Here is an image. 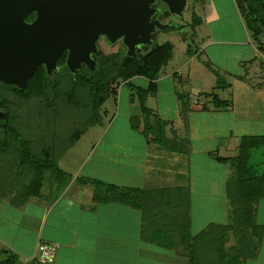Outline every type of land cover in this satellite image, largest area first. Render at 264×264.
<instances>
[{
    "label": "crops",
    "instance_id": "1",
    "mask_svg": "<svg viewBox=\"0 0 264 264\" xmlns=\"http://www.w3.org/2000/svg\"><path fill=\"white\" fill-rule=\"evenodd\" d=\"M205 3L214 12H233L238 23L213 25L222 37L209 35L205 44L195 28L182 38L184 24L157 31L146 44L172 46L170 59L160 68L157 80L144 76L116 80L98 120L90 122L84 111L83 122L88 125L75 142L70 133L58 138L57 118L56 163L70 182L55 202L46 200L51 191L47 182L42 189L45 199L15 207L19 162L13 155H0V173L4 160L9 159L7 178H0L4 190L0 192L1 250L16 255L21 264H28L26 257L37 255L41 243L58 246L55 261L46 264H205L203 253L215 255L214 242L230 224L228 179L235 168L233 159L240 155L244 137L264 135V32L258 36L251 32L238 0ZM252 35L260 43L259 49ZM168 38L186 45L178 50ZM105 41L111 48L120 46ZM213 47L232 50L235 70L244 66L247 73H229L211 55ZM100 51L112 53L102 45ZM205 51L208 59L203 56ZM235 79L245 85L237 92L231 90ZM153 84L156 86L149 90ZM138 90L149 91L145 107L150 113L143 112ZM214 95L228 102V107H217ZM68 107L71 114L81 113L75 106ZM157 119L167 123V139L175 144L186 142L183 150L163 149L156 141L153 130ZM83 145L85 149L77 148ZM214 161L222 166L215 168ZM249 165L258 175L264 173V148L251 150ZM109 187L136 190L145 206L161 209L151 213L138 199L122 202ZM167 207L184 221L164 217L162 209ZM186 212L188 221L183 217ZM254 222L264 226V197L256 205ZM205 239L212 242L210 246L202 244ZM234 244L230 236L226 248ZM260 254L264 257V236ZM259 257L246 264L259 261Z\"/></svg>",
    "mask_w": 264,
    "mask_h": 264
},
{
    "label": "trees",
    "instance_id": "2",
    "mask_svg": "<svg viewBox=\"0 0 264 264\" xmlns=\"http://www.w3.org/2000/svg\"><path fill=\"white\" fill-rule=\"evenodd\" d=\"M238 6L246 19L247 27L255 36L262 34L264 0H238ZM35 17L36 14H31L27 20L31 22ZM171 52V45L142 44L137 46L136 56L128 59L126 49L121 44L115 53L105 54L100 51V55L93 56L97 64L96 71L93 72L86 66L72 71L68 65L69 52L66 51L59 60L60 69L48 72L41 64L25 88L20 89L15 85L0 82V110L4 112V116H0V155H13L19 162L13 205L22 208L29 201L45 199L42 189L47 182L51 191L46 200L53 203L70 182V178L56 163L55 126L60 108L78 107L88 113L87 119L90 122H95L104 101L110 96L111 85L116 80L127 81L134 76H144L151 81L157 80L160 68L168 63ZM207 67L215 72L209 64ZM155 86L156 84L151 85L149 90ZM148 92L138 90L144 113H150L145 107ZM213 100L217 107L229 105L228 102L219 100L216 95L213 96ZM166 126L165 121L156 120V127L153 130L157 136L156 141L163 149L183 150L182 147H186L185 141L180 140V146L165 137ZM254 148H264V135L247 136L242 139L240 155L233 159L235 168L228 179L230 224L223 228V236H218L214 242L215 255L208 256L205 253L207 260L205 264H246L247 261L257 258L260 253L264 226L257 225L254 217L256 205L264 197V173L258 175L249 165L251 150ZM218 159L222 162L228 160ZM109 190L118 194V199L122 202L138 199L151 213L161 209L156 205L152 208L145 206L141 196L137 195L140 192L136 190L126 192L114 187H109ZM188 200L189 198H185V201ZM162 210L164 217L167 215L168 219L171 216L175 221L181 223L184 221L174 209L167 207ZM183 217L188 221L187 212ZM242 229L245 232L238 234ZM230 236L237 242L234 246L226 248ZM211 243L209 239H205L202 244L210 246ZM196 250L201 252L202 245ZM3 253L7 254L6 258L2 256ZM196 257L195 253L194 258ZM20 262L16 255L0 249V264H21Z\"/></svg>",
    "mask_w": 264,
    "mask_h": 264
},
{
    "label": "water",
    "instance_id": "3",
    "mask_svg": "<svg viewBox=\"0 0 264 264\" xmlns=\"http://www.w3.org/2000/svg\"><path fill=\"white\" fill-rule=\"evenodd\" d=\"M180 15L187 0H162ZM156 0H0V82L25 88L37 68H58L68 51L72 71L86 65L93 72L100 55L99 40L122 42L126 58L137 45L151 42L154 29H166L154 19ZM36 14L33 21L27 19ZM0 116L4 112L0 110Z\"/></svg>",
    "mask_w": 264,
    "mask_h": 264
},
{
    "label": "rangeland",
    "instance_id": "4",
    "mask_svg": "<svg viewBox=\"0 0 264 264\" xmlns=\"http://www.w3.org/2000/svg\"><path fill=\"white\" fill-rule=\"evenodd\" d=\"M205 1L206 0H203V1L194 0L193 2H189L187 4L185 10L181 14V16H178L179 21H180V25L184 24L182 27V29L183 28L184 29H183V31H181V37L182 38L186 37L187 35L190 34V31H191L190 29L195 28L200 39H202L204 41L203 43L205 44L206 43L205 41L208 39L209 35H213L215 37H222V32L219 29H217L216 27H214L213 25H215V24L216 25H220V24H224V25L235 24L236 25L238 23L236 16L234 15L233 12H231V11L214 12V11H212L211 7L206 6ZM207 3H211V2H207ZM232 8L234 9L233 5H232ZM239 17H240V15H239ZM245 23H246V19H245ZM251 32H253V31H251ZM236 34H238V32H236ZM253 38H254V40L256 39V37H254V36H253ZM168 39H170V38H168ZM101 40H102V43L100 45H98L99 48L101 49V45H102L105 48V50L109 53L110 52L113 53L120 48V46L111 48L107 45V43L104 39H101ZM170 40L174 41L178 50H181L183 48V46L186 45V42L182 44V40L178 41L177 39H174V38L170 39ZM254 43L256 45V48L259 49L260 43L256 40L254 41ZM210 51H211V53H212L211 55H213L214 59H216V61L219 64H221L223 67L227 68L230 71L229 73H233L235 75H245V73H247V69H245L244 66L243 67H237L236 66V70H235V65H236L235 63L236 62H235V58L231 57L232 50L230 52H228V51H225V47H220V49L213 47L210 49ZM217 51L221 52V53L223 52L222 54L225 57L222 54L219 55L217 53ZM207 53H208V51L207 52L205 51L203 56L208 59ZM177 54H180L179 51H177ZM185 56L190 57V55H187L186 52H185ZM191 57H193L194 60H196L195 62L197 64H202L201 59H199L196 55H192ZM203 64L205 65V63H203ZM199 66H201V65H199ZM248 68H249V66H248ZM231 75H229V77H231ZM250 78H253L252 73H251ZM233 83H234V86L231 87V90L233 92H237V91H239L240 88L243 89V87L245 86L241 81L239 82L238 79L233 80ZM74 110H78L81 113L78 115L71 114V109L68 106L60 108V110L58 112V121H57L58 138L60 136L64 137L68 133H70L72 140L75 142L77 139H80V135L83 134L84 127H86V125H88V123L83 122L84 110L80 109L78 107H76V109H74ZM68 120H71V122H69ZM257 120L259 121V119H257ZM251 131H255V130H251ZM84 147L85 146L83 145V146H79L77 148L79 150L80 149L83 150V149H85ZM198 162L200 163L201 160ZM211 164H213L215 166V168L222 166V165L216 163V161L211 162ZM8 167H9V159H6V160H4L3 169L0 173L1 179L5 180V178H7L6 172L8 170ZM208 176L209 177H215V176H210V175H208ZM1 191H4V190H2L0 188V192ZM195 231H197V230L195 229ZM242 232H245V230L242 229L241 231H238V234L240 233V235H241ZM240 235H238V237H240ZM234 241H235V243L237 242L235 238H234ZM203 255L206 257L205 253H203ZM259 255H260V257H259ZM259 255H258L259 261H257V262L252 261L250 264H262L264 257L260 253H259Z\"/></svg>",
    "mask_w": 264,
    "mask_h": 264
},
{
    "label": "flooded vegetation",
    "instance_id": "5",
    "mask_svg": "<svg viewBox=\"0 0 264 264\" xmlns=\"http://www.w3.org/2000/svg\"><path fill=\"white\" fill-rule=\"evenodd\" d=\"M194 0H187L186 1V4H185V8H186V6H187V4L189 3V2H193ZM199 1H201V0H199ZM155 9H157V13L155 14V17H153L154 19H159L160 18V20H161V24H163V25H166V26H168L166 29H174V28H176V27H178L179 25H180V21H179V18H178V16H181V14L183 13V11L185 10V8H184V10L182 11V13L180 14V15H177V14H174V13H171L170 11H169V8H168V6L166 5V3L165 2H163L162 0H156V2L152 5ZM161 29L160 28H155L154 29V31L151 33V37H152V34H155L157 31H160ZM165 30V29H164ZM101 39H104L105 40V38L103 37V38H101ZM100 39V40H101ZM99 40V41H100ZM120 45L122 44V42L121 41H119L118 42ZM142 44H146L145 42H142V43H140V44H138V45H142ZM137 45V46H138ZM83 66H85L84 64L82 65V67ZM57 69H60V67L59 68H57ZM56 69V70H57Z\"/></svg>",
    "mask_w": 264,
    "mask_h": 264
},
{
    "label": "built area",
    "instance_id": "6",
    "mask_svg": "<svg viewBox=\"0 0 264 264\" xmlns=\"http://www.w3.org/2000/svg\"><path fill=\"white\" fill-rule=\"evenodd\" d=\"M58 246L51 243H41L38 246V253L32 257H26L25 263L31 264L39 261L43 263H52L56 259Z\"/></svg>",
    "mask_w": 264,
    "mask_h": 264
}]
</instances>
